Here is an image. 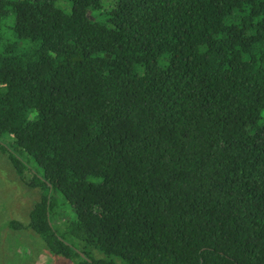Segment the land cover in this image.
<instances>
[{"label":"trees","instance_id":"obj_1","mask_svg":"<svg viewBox=\"0 0 264 264\" xmlns=\"http://www.w3.org/2000/svg\"><path fill=\"white\" fill-rule=\"evenodd\" d=\"M0 153L70 264H264V0H0Z\"/></svg>","mask_w":264,"mask_h":264},{"label":"rangeland","instance_id":"obj_2","mask_svg":"<svg viewBox=\"0 0 264 264\" xmlns=\"http://www.w3.org/2000/svg\"><path fill=\"white\" fill-rule=\"evenodd\" d=\"M104 11L95 12L100 21ZM39 199V190L28 187L0 153V264H70L50 254L43 240L28 227L8 226L10 220L27 224L29 211Z\"/></svg>","mask_w":264,"mask_h":264}]
</instances>
